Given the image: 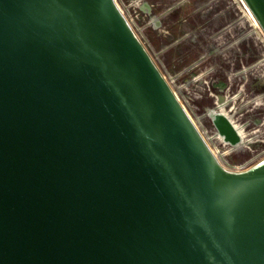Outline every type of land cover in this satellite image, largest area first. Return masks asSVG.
I'll return each mask as SVG.
<instances>
[{
    "label": "water",
    "instance_id": "obj_1",
    "mask_svg": "<svg viewBox=\"0 0 264 264\" xmlns=\"http://www.w3.org/2000/svg\"><path fill=\"white\" fill-rule=\"evenodd\" d=\"M0 264H264V159L219 162L115 0H0Z\"/></svg>",
    "mask_w": 264,
    "mask_h": 264
},
{
    "label": "rangeland",
    "instance_id": "obj_2",
    "mask_svg": "<svg viewBox=\"0 0 264 264\" xmlns=\"http://www.w3.org/2000/svg\"><path fill=\"white\" fill-rule=\"evenodd\" d=\"M167 1L169 3L164 2L166 3V5L162 3V6H157L156 4L158 3V0H143V2H146L149 7L150 5H153V7H150L153 12H158L161 7L163 9H166L165 11H163L162 9L161 14L163 15L168 14L170 11H179L178 9H180L181 16L178 20L179 23H184L182 20H187L189 16L191 17V19H194L192 18V16H194V12L189 11V2H185L182 5H177L176 2L178 0ZM115 2L125 14V17L130 23L132 29L146 48L153 62L156 64V66L168 82L172 91L180 101L181 105L184 107L187 114L190 116L191 120L194 122L199 131L206 135L210 146L217 151L218 157L219 159H221L222 165L232 171H239L246 169L256 164L257 162L263 160L264 149H261L260 151L257 150L254 152H249L248 149H245L242 146L240 148L230 151L226 150L221 146V144L218 143V140L214 136V128L211 126V123L207 119L204 112L205 106L212 105L217 101L215 97H209L208 93L212 92L215 96H218L219 94L216 92L218 88H210V91L207 90L208 88H202L204 81H208V73L203 69L201 60H199V56H201L200 53H193L191 52L192 50H188L189 55H186L184 53L183 49H185L184 47L186 37H178L177 43H173L174 40H169L170 35L175 32V27L177 26L178 22L175 23L174 19L168 20L166 18L164 19L163 17H161L162 25L159 28L161 30V35H158L156 31L159 29L155 30L151 27L149 23L150 20L148 14L142 12L139 9V13L137 14V16H135V13H133L131 9V4L129 0H115ZM169 4L170 6L168 8ZM240 9L242 23L248 24L252 23V21H256L249 13L248 8L246 7L243 0H240ZM157 12L152 14L158 15ZM225 14L227 15L228 12L225 11ZM200 20L203 19L201 18ZM215 20L218 19L216 18ZM255 24L257 26V35L264 37V33L259 27V25H257L256 22ZM180 31H183L182 33H189V31L191 30L185 26L182 27V29H178V32ZM245 31V29H241V36L245 34ZM160 39H163V43H161ZM245 40L246 39L242 41V50H248V55L246 54L247 57H244L242 59L243 62L240 63L242 66L244 65V69H246L247 71V69H249L252 64L261 60L260 56H255L253 50H250L248 48H251V45L246 46V43L244 44V42H247ZM241 71L242 72H240V75L242 80L249 78V75H251L247 74V72L245 75L243 70ZM261 71V69H258L254 72L251 70V73L254 74L253 78L255 79V88H238L240 91H237V88H233V90H231L232 88H229V92H231V100H229V105L233 107L234 110L237 112L236 115L242 113V115H240V118L241 120H244V122L245 120H247L245 124H248L246 125V128L249 129H251L250 127L252 126L253 121H256L258 119L259 121H261L262 113L264 112V74ZM230 76L231 75L229 73L224 75L220 74V76L214 81H219V85L223 81H226L227 83ZM216 85L217 82L214 83V86ZM246 85H249V81H247ZM220 89L223 90L222 92H224L226 88ZM223 101L224 99H218L217 102L228 105L227 102L225 103V101L224 103H222ZM253 101L256 103L253 104V107L251 108L250 103H252ZM236 115H234V118L238 121ZM254 138L255 136L251 137L248 141H245L250 142Z\"/></svg>",
    "mask_w": 264,
    "mask_h": 264
},
{
    "label": "flooded vegetation",
    "instance_id": "obj_3",
    "mask_svg": "<svg viewBox=\"0 0 264 264\" xmlns=\"http://www.w3.org/2000/svg\"><path fill=\"white\" fill-rule=\"evenodd\" d=\"M164 2L169 3L167 0H163V1L158 0V3L156 5L162 6V3L166 5V3ZM185 2L190 3L189 11L194 12L193 14L194 16H192V18L194 19H191V17L189 16L187 20H182L184 23H179L178 20H179V17L181 16L180 9H178L179 11H174V12L170 11L168 14L163 15L161 14V11L163 9L161 7L158 10V12L156 11L158 15L152 14V13H156V12H153L152 9H151L150 14L146 13L149 15V20H150L149 23L153 29L157 30L162 25L161 17H163L164 19L166 18L168 20L174 19L175 23L178 22L177 26L175 27V30L177 31L178 29H182V27H185V26L191 30L189 31V33L188 32L182 33L183 31H180V32L175 31L174 33L170 35L169 40H177L179 36H183L185 34L184 35V37H186L185 43L190 44V46L193 48L191 52L200 53L201 56H199V60H201L203 69L208 73L207 75L208 84L207 85L203 84L202 88H208L207 90L209 91H210V88H218V90H216V92L219 94L218 96H215L212 92L208 93V96L212 98L215 97L217 101L218 99H222V100L224 99L225 103L227 102V104L229 105V100H231V97H230L231 92H229V88H232L231 90H233V88H237V91H240L238 88H255L256 86L255 79L253 78L254 74H252L250 70L251 67L247 69L246 71V69L245 70L242 69V65H241V63L243 62L242 59L244 57H247L246 54H248V50H245V51L242 50L243 42L241 43L239 42V46H238L239 50L237 48H234L233 43L224 36L225 21L223 19L225 17H228L229 15L228 14L226 15L224 12L219 14L217 12L219 8L213 9V7H216L213 5V0H178L176 3L177 5H180V4L182 5ZM169 6L170 4L168 5V8ZM165 10L166 9H163V11ZM152 15L158 18L157 20L158 26H156L155 28L152 26V23H151ZM201 18L203 20H200ZM216 18L218 20H215ZM156 32L158 33V35H161L160 29L157 30ZM176 34H178L179 36ZM160 41L161 43H163V39H160ZM248 48L252 50L250 47ZM254 66H252V68ZM241 70H243L245 75H246V72L247 74H251L249 75V78L242 80L241 75H240V72H242ZM228 73L231 76L229 77L227 83L226 81H223L219 85V81H214L220 76V74L224 75ZM247 81H249L248 86L246 85ZM215 82H217L216 86H214ZM220 88H226V89L224 92H222L223 90H221ZM224 101L222 103H224ZM255 103L256 102L254 101L250 103L251 108L253 107V104ZM212 105L205 106V109H204L205 115L210 123L211 121L206 114L207 112L206 110L208 108L216 109L215 103ZM236 113L237 112L234 110V115H236ZM240 115H242V113H239V115H236V118L238 119V121H240L241 124L248 125V124H245L247 120H245V122L244 120H241ZM257 125L263 126V128L260 130V133L263 134L264 133V112L262 113L261 121H259V119L256 121H253L252 126H257ZM211 126L213 127L212 123H211ZM214 131H215V134L217 135L215 129ZM219 139L217 138L218 141ZM224 145H225L224 148L230 151L240 148L239 147L240 145H238L235 148L227 144H224Z\"/></svg>",
    "mask_w": 264,
    "mask_h": 264
},
{
    "label": "built area",
    "instance_id": "obj_4",
    "mask_svg": "<svg viewBox=\"0 0 264 264\" xmlns=\"http://www.w3.org/2000/svg\"><path fill=\"white\" fill-rule=\"evenodd\" d=\"M224 1H225V4H224ZM129 2L131 4V9H132L133 13H135V16H137V14L140 11L139 7L142 4L143 0H136V1L129 0ZM213 5L214 6H221V7H213V9L219 8L217 10V12L219 14H221L222 12L225 13V11L228 12L229 16L225 17L223 19L225 21V26L223 25L225 28L224 36L227 39H229L233 43L234 48H237L238 50H239V47H238L239 42L241 43L242 41H244V39H246L245 40V41H247V42H245L246 45L247 46L251 45V49L253 50L254 55L260 56V60H261V61H258L256 63L252 64L250 70H253V72H254L258 69L259 70L261 69L262 70L261 72L264 74V37L257 35L258 34L257 33V26L255 24L256 21L255 22L252 21V23H248V24H246V23L244 24L241 22L240 0H213ZM151 6L152 5H150V7ZM249 13L251 14L250 11H249ZM241 29L246 30L245 34L243 36H241ZM241 38H244V39H241ZM252 66H254V67L252 68ZM242 69H244V65L242 66ZM204 84L207 85L208 81H204ZM250 128H251L250 133H252L250 135L255 136V138L250 142L245 141L244 145H243V140H242V143L240 144L239 147L243 146L245 149H248L249 152H254L257 150L260 151L261 149H264V133L263 134L260 133V130L263 128V126L257 125V126H251ZM246 129H249V128H246ZM200 134L202 135L203 139L205 140V142L207 143V145L209 146V148L211 149L213 154L216 156V158L221 163V159H219L217 151L210 146L208 138L206 137V135H204L202 132H200ZM215 138L219 139L218 135L215 134ZM218 143L221 144V146L223 148L225 147V145L222 142H218ZM251 147H253V148H251Z\"/></svg>",
    "mask_w": 264,
    "mask_h": 264
},
{
    "label": "bare ground",
    "instance_id": "obj_5",
    "mask_svg": "<svg viewBox=\"0 0 264 264\" xmlns=\"http://www.w3.org/2000/svg\"><path fill=\"white\" fill-rule=\"evenodd\" d=\"M215 107L217 110L224 112L230 118V120L232 121V123L234 124V126L237 128V130L240 132L242 136L243 145L245 144V140L248 141L251 137H253V136H249L250 134H252L250 133V129H246V125L241 124L234 118V108L233 107L228 106L226 104L218 103L217 101L215 102ZM218 142H222V141H220L219 139Z\"/></svg>",
    "mask_w": 264,
    "mask_h": 264
},
{
    "label": "crops",
    "instance_id": "obj_6",
    "mask_svg": "<svg viewBox=\"0 0 264 264\" xmlns=\"http://www.w3.org/2000/svg\"><path fill=\"white\" fill-rule=\"evenodd\" d=\"M176 31V30H175ZM178 32V31H177ZM176 35H178V34H176ZM185 35V34H184ZM184 35H183V37H184ZM179 36V35H178ZM180 37V36H179ZM181 38V37H180ZM178 41L177 40H174L173 41V43H177ZM182 43V42H181ZM185 49H183L184 50V53L186 54V55H189V53H188V50H193V48L190 46V44H186L185 43V47H184ZM181 53V52H180Z\"/></svg>",
    "mask_w": 264,
    "mask_h": 264
}]
</instances>
